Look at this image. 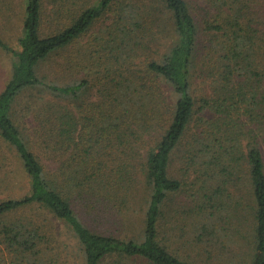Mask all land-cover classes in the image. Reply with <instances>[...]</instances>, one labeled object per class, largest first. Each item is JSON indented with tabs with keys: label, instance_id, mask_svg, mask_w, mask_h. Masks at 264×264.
Returning <instances> with one entry per match:
<instances>
[{
	"label": "trees",
	"instance_id": "obj_1",
	"mask_svg": "<svg viewBox=\"0 0 264 264\" xmlns=\"http://www.w3.org/2000/svg\"><path fill=\"white\" fill-rule=\"evenodd\" d=\"M75 1L70 5L76 6ZM153 1L143 8L134 0H86L74 10L63 1L55 11L56 23H49L44 33V0H25L18 48L0 36V49L12 56L10 76L0 90V162L7 158L4 149L13 154L29 183L19 198L0 199V252L3 246L10 264H50L44 259V230L36 222L15 218L34 207L73 233L84 264H195L173 251L166 236V210L184 186L170 175V166L187 138L181 153L198 168L202 200L192 210L196 219L190 234L182 227L184 237L209 255L216 254L220 236L210 229L215 213L204 203L205 192L219 179L235 184L245 180L253 198L247 207L253 225L249 234L236 229L239 242L246 240L248 248L241 263L264 264V0H206L211 20L204 22V33L211 42L201 76L209 93L199 99L193 85L203 27L188 0ZM109 14L113 23L103 32L98 66L102 60L115 66L103 75L98 91L94 93L98 83L85 78L45 82L43 66ZM160 20H166L165 25L169 21L171 26L165 28L173 32L161 59L147 60L140 73L120 70L138 56L139 39L149 34L144 25ZM162 83L171 95H165ZM25 95L39 107L32 129L19 124L16 115ZM167 99L173 100L172 106L163 110ZM134 125L146 132L158 128L144 154L134 145L143 140ZM135 155L149 190L139 233L119 237L92 229L77 204L106 217L122 213L132 198Z\"/></svg>",
	"mask_w": 264,
	"mask_h": 264
},
{
	"label": "rangeland",
	"instance_id": "obj_2",
	"mask_svg": "<svg viewBox=\"0 0 264 264\" xmlns=\"http://www.w3.org/2000/svg\"><path fill=\"white\" fill-rule=\"evenodd\" d=\"M63 1H65V4L68 3V9L72 8V10L78 8V5L86 3L84 2L86 0H76L77 2L75 0H44L46 8V15L43 17L44 33L47 31L46 28L49 23L50 25L56 23L54 19L57 17L55 11L59 9V6L61 7ZM73 1L77 3L76 6L70 5ZM134 2L143 8L155 4L153 0H134ZM188 2L192 7L193 14L200 28L203 27L200 35L201 52L198 55L200 63L196 69L193 85V94L196 99H199L205 95V92L209 93L206 81L201 76V73L204 69L203 63H207L209 59V45L211 42V36L209 37L204 33V22L211 20V16L209 15L210 11H207L208 3L206 0H188ZM68 9H65V15H68ZM258 10L262 16L263 7ZM166 18L167 16L164 19ZM23 20L24 0H0V36L15 49L18 48V39L22 34ZM165 22L166 20H160L144 25L148 27L149 34H147L148 36L144 41L141 38L139 39L142 48H140L138 56L129 59L125 65H122L123 67L120 66V62L117 63L118 67H122L120 70L124 71L128 69L129 71L140 73L147 60L161 59V56L164 55L173 41V32L170 27L165 28V26H171V24L168 21L165 25ZM112 23L113 15L109 14L98 21L95 28L80 42L45 64L40 73L45 82L53 81L63 84L70 82L72 79L85 78L90 83H98L96 89H94V93H96L101 87L103 75L107 73V70L114 69L115 66L107 63L105 60H102L100 62L101 66H98V59L104 50L101 39L106 37L103 32ZM77 63L79 66H77ZM107 66L111 67L108 68ZM11 67V54L0 49V90L10 76ZM143 83L146 85L145 92H148L147 87L149 83L147 81ZM160 87L165 95L172 94L171 89L165 83L160 84ZM40 97L47 99V95H40ZM35 100L25 95L16 107L18 123H24L30 129L35 127V115L39 112V107L37 104H34ZM166 101L167 103L162 107L163 110L172 106L171 101L173 100L169 101L167 99ZM133 127L137 132V136L143 137V140L136 141L134 145L137 146L140 153L144 154L147 148L156 140V135L159 133V131H156L158 128L155 130L153 128V130L146 132L145 130L138 129L135 125ZM187 141L188 138L180 146L181 149L188 144ZM181 149L176 152L170 166V175L179 179L184 184L182 190L173 196V202L166 210L169 221L166 236L172 240L171 249L176 251L180 256L189 259V261H193L195 264H242L241 262L246 259L245 251L248 248L246 240L239 242L236 229L240 227L244 233L248 232L249 234L250 227L253 225L249 209L253 201V198L250 196V187H247L245 180L235 184L234 182L223 183L219 179L214 184L212 183L211 189L205 192L207 196L204 203L215 213L210 229L220 236L219 241L225 245L220 244L219 249L215 251L216 254L212 252L209 255L196 242H188L183 234L182 227L185 228L184 230L187 235L188 233L190 234L193 222L196 219V215L192 210L197 208L200 203L199 200L202 199L198 193L200 187L199 181H197L198 168H194L184 160L185 154L181 153ZM4 154L7 155V158L2 159L0 162V199H7L8 197L19 198L28 190V179L13 154L9 152L5 153V149L3 151ZM139 161L136 155L131 160V163L135 167L133 169L135 177L131 184L132 198L129 201L128 207L126 209L123 207L122 213H119V215L114 214L113 216L107 215L108 217H106L104 214H97L95 211L92 212L88 208L77 204V212L89 227L101 233L119 237L137 235L139 233L145 219L147 200L149 198V190L143 174H141V170L138 167ZM248 205L249 208H247ZM237 206L240 209L236 210ZM242 212L243 215L241 214ZM245 215L248 220L244 219L242 221L241 219ZM15 218L31 221V223L36 222V225L40 226L41 230H44L47 243V257L45 256L44 259H47L48 262L50 261V264H84L78 240L63 223L54 219L51 215L36 209V207L17 213ZM173 220L176 224H173ZM184 224L186 225L183 226ZM220 226H223V231L219 232ZM1 248L3 251L0 252V264H10L11 259L8 253L5 252L3 246ZM104 264H113V262L112 260H108Z\"/></svg>",
	"mask_w": 264,
	"mask_h": 264
},
{
	"label": "crops",
	"instance_id": "obj_3",
	"mask_svg": "<svg viewBox=\"0 0 264 264\" xmlns=\"http://www.w3.org/2000/svg\"><path fill=\"white\" fill-rule=\"evenodd\" d=\"M24 11H25V0H24Z\"/></svg>",
	"mask_w": 264,
	"mask_h": 264
}]
</instances>
